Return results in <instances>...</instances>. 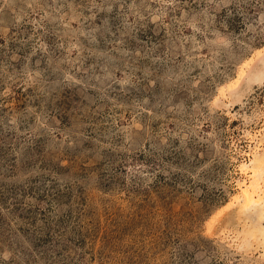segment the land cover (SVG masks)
I'll use <instances>...</instances> for the list:
<instances>
[{
  "label": "rangeland",
  "instance_id": "374dc122",
  "mask_svg": "<svg viewBox=\"0 0 264 264\" xmlns=\"http://www.w3.org/2000/svg\"><path fill=\"white\" fill-rule=\"evenodd\" d=\"M263 50L264 0H0V264H264Z\"/></svg>",
  "mask_w": 264,
  "mask_h": 264
},
{
  "label": "bare ground",
  "instance_id": "6f19581e",
  "mask_svg": "<svg viewBox=\"0 0 264 264\" xmlns=\"http://www.w3.org/2000/svg\"><path fill=\"white\" fill-rule=\"evenodd\" d=\"M262 60H264V50L257 53L255 58H253V60L250 61L249 64H247L243 71L241 79L235 86L229 89L228 93L233 92V90L236 88H239L247 75L248 69H250V67L254 63L263 62ZM239 166L240 172L246 177V180L238 181V183L236 184L239 190L238 197L234 202H232V205L229 209L236 210V212L240 216L248 217L254 214H259L260 219L264 221V152L261 155H253L249 163H243ZM254 228L256 229V232L254 230H251L252 232L248 233L249 238L253 239L258 235V237H261L262 241H264V227Z\"/></svg>",
  "mask_w": 264,
  "mask_h": 264
}]
</instances>
